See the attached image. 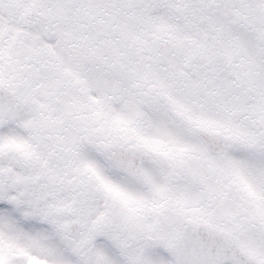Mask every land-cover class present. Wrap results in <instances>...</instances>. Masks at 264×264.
Here are the masks:
<instances>
[{
	"label": "snow or ice",
	"instance_id": "snow-or-ice-1",
	"mask_svg": "<svg viewBox=\"0 0 264 264\" xmlns=\"http://www.w3.org/2000/svg\"><path fill=\"white\" fill-rule=\"evenodd\" d=\"M0 264H264V0H0Z\"/></svg>",
	"mask_w": 264,
	"mask_h": 264
}]
</instances>
